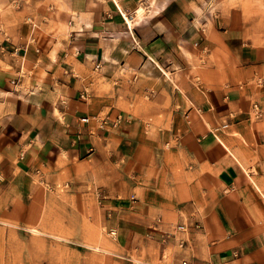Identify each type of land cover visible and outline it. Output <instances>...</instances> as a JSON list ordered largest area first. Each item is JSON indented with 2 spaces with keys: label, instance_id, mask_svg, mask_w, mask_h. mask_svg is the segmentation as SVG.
I'll return each instance as SVG.
<instances>
[{
  "label": "crops",
  "instance_id": "1",
  "mask_svg": "<svg viewBox=\"0 0 264 264\" xmlns=\"http://www.w3.org/2000/svg\"><path fill=\"white\" fill-rule=\"evenodd\" d=\"M206 3L13 0L0 30V187L41 167L74 173L127 143L154 205L187 216L168 240L183 241L178 256L264 264V114L252 119L264 64L229 45L223 65L209 49L205 66Z\"/></svg>",
  "mask_w": 264,
  "mask_h": 264
},
{
  "label": "rangeland",
  "instance_id": "2",
  "mask_svg": "<svg viewBox=\"0 0 264 264\" xmlns=\"http://www.w3.org/2000/svg\"><path fill=\"white\" fill-rule=\"evenodd\" d=\"M12 3L0 0V30L5 32L15 20ZM137 10L140 16L142 7ZM197 13L208 19L202 39L206 67L215 57L209 49L220 54L223 65L229 45H234L238 55L241 49L258 52L264 64V0H207ZM255 83L264 95V66ZM2 96L0 92V106ZM258 106L253 121H260L264 114V101ZM198 119L193 115L190 123L201 127ZM131 155L127 143L119 148L108 145L97 149L74 173L41 167L4 181L0 187V264H180L182 260L207 264L196 257L197 261L191 260L187 249L183 256L177 255L182 248L178 241L168 242L166 233L174 232L187 216L182 214L184 219L178 223L154 205L148 197L156 192L149 190L152 178L139 182L136 158ZM110 217L118 224L115 238L106 227Z\"/></svg>",
  "mask_w": 264,
  "mask_h": 264
},
{
  "label": "built area",
  "instance_id": "3",
  "mask_svg": "<svg viewBox=\"0 0 264 264\" xmlns=\"http://www.w3.org/2000/svg\"><path fill=\"white\" fill-rule=\"evenodd\" d=\"M253 110H254V113L255 115H258L259 114V106L257 104H254L253 106ZM118 119V117L116 118ZM81 121L87 123L89 121L88 117H83L80 119ZM104 121V120H103ZM226 124H222V127H225ZM218 128H215L214 131H217ZM185 230V226L183 225H177L175 228H174V232H167L166 235H167V238H174L175 237V233L176 232H180V231H184ZM116 228L114 226H111L108 230V234L111 236V237H115L116 236ZM179 245L180 246H183V241H179ZM180 264H190L189 261L187 260H182Z\"/></svg>",
  "mask_w": 264,
  "mask_h": 264
},
{
  "label": "bare ground",
  "instance_id": "4",
  "mask_svg": "<svg viewBox=\"0 0 264 264\" xmlns=\"http://www.w3.org/2000/svg\"><path fill=\"white\" fill-rule=\"evenodd\" d=\"M140 11H142V10H140ZM137 12H138V10H137ZM34 232H36L35 230H33Z\"/></svg>",
  "mask_w": 264,
  "mask_h": 264
}]
</instances>
